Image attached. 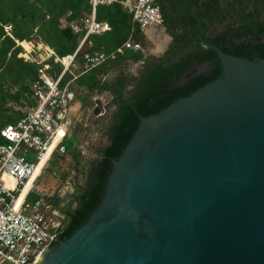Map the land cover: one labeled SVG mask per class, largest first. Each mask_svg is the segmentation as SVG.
Returning <instances> with one entry per match:
<instances>
[{"label": "water", "instance_id": "obj_1", "mask_svg": "<svg viewBox=\"0 0 264 264\" xmlns=\"http://www.w3.org/2000/svg\"><path fill=\"white\" fill-rule=\"evenodd\" d=\"M200 41L216 54L208 73L137 114L116 155L99 149L94 208L34 264H264V52Z\"/></svg>", "mask_w": 264, "mask_h": 264}, {"label": "trees", "instance_id": "obj_2", "mask_svg": "<svg viewBox=\"0 0 264 264\" xmlns=\"http://www.w3.org/2000/svg\"><path fill=\"white\" fill-rule=\"evenodd\" d=\"M126 1L94 6V19L105 21L109 29L87 34L74 56L78 71L74 76H67L65 71L61 79V84L71 80L70 98L73 87L76 99L84 105L105 92L111 99L102 121H93L106 143L93 146L91 159L83 160L84 146L79 141L85 138V128L79 122L75 121L70 135L61 140L64 152L59 158L62 161L65 154L69 155L74 182L68 203L59 208L63 215L56 230L59 239L76 229L96 204L107 174L96 160L99 149L108 156L116 155L137 114L154 113L164 91L173 92L180 83L208 73L216 54L203 46L200 39L227 54L241 52L253 41L264 52V0H155L161 25L171 37L162 56L154 57L140 49L115 53V45L128 37L141 47L146 43ZM90 14V0H0V128L15 122L35 102L31 83L36 77V65L18 55L21 47L15 42H40L55 55L63 56L75 50ZM7 24L8 32L4 31ZM93 52H103L106 57L90 66L83 57ZM134 63L140 65L135 74L127 70ZM203 64L205 68L197 71ZM52 65L51 73L56 72L55 65L60 63ZM66 175L65 171L62 179ZM47 199L51 201V197Z\"/></svg>", "mask_w": 264, "mask_h": 264}, {"label": "built area", "instance_id": "obj_3", "mask_svg": "<svg viewBox=\"0 0 264 264\" xmlns=\"http://www.w3.org/2000/svg\"><path fill=\"white\" fill-rule=\"evenodd\" d=\"M111 1L115 0H90L92 12L97 3ZM126 2L132 20L141 30L161 23V13L155 0ZM85 26L83 37L71 53L57 56L42 43L36 46L30 43L23 54L19 53L25 60L36 65V77L31 83L35 102L15 122L0 128V264H34L42 249L50 245L60 225L54 223L41 208L42 197L34 199L28 195L50 156L54 152H64L61 140L65 136L64 128L69 123L68 84L71 80L61 84L63 74L69 67L75 66L74 56L87 34L109 29L105 21H96L93 14L85 19ZM9 29V24L4 25V31L8 32ZM22 41L15 43L23 46ZM124 49L141 50V46L128 37L115 45L114 52L121 53ZM29 52H33V55H28ZM105 57L103 52H93L91 55L85 54L83 58L90 66H94ZM48 60L59 62L60 69L49 74L51 66ZM78 117L76 115L74 119L77 122ZM37 167L30 185L21 193Z\"/></svg>", "mask_w": 264, "mask_h": 264}, {"label": "rangeland", "instance_id": "obj_4", "mask_svg": "<svg viewBox=\"0 0 264 264\" xmlns=\"http://www.w3.org/2000/svg\"><path fill=\"white\" fill-rule=\"evenodd\" d=\"M98 8H99V4L97 5V10ZM142 31L146 43L144 47H141V50H143L146 54L154 57L162 56L163 52L166 50L170 42L168 38V34L164 32L160 27L159 28L153 27L151 29L149 28ZM21 43L23 46H20L21 51L19 53L23 54L25 52V49H28V45H30L31 42L22 41ZM31 44L36 46L37 44H41V43L37 42ZM32 53L33 52H29L28 55L31 56L33 55ZM48 63L50 66H53L51 60H48ZM55 66H56L55 71L57 72L60 68V65H55ZM139 66H140L139 63H134L131 66H129L127 70L135 74ZM204 68H205V64L198 66L196 70L201 71ZM78 69L79 68L76 65L74 67H69L68 70L66 71V75L74 76L78 71ZM48 73L51 74L50 70L48 71ZM70 91L72 92L73 97L69 98L68 100L69 112L67 114V118L69 120V123L64 128L65 135L66 136L70 135L72 128L75 126V120H74L75 116L79 115V117L77 118L79 120V124L81 126H84L85 128V138H83L82 140L80 139L81 141L79 142L84 146L82 149L83 160L84 159L88 160L94 156L93 146H95L96 144L104 145L106 143L105 136L100 134L99 130L96 129L97 126L93 123V121H96L97 119L102 121V117L104 116L105 112L97 117L92 116L90 114V108L92 106V103H90L88 106L82 104L76 99L75 93L73 92L74 91L73 87L70 89ZM99 97H101L105 103V100L109 97V94L106 95V93H103ZM105 106H107V102ZM22 109L23 108H21V110ZM59 156L60 154H58L57 152H54L50 156L45 166L39 172V175L37 176L35 182L33 183L32 192L30 193L29 196L34 197V195H36L42 197L43 199H45L46 197L47 199L49 196H51L54 193L55 190L59 192L58 194L59 197L65 195L66 192L67 193L72 192L69 181L72 180L74 182V178L72 177L74 171L73 169H69V165L71 163L70 157L69 155L65 154L64 159L61 161ZM65 171L67 175L64 179H62L61 175L64 174ZM58 215H59V211H55L53 217L50 218L58 220L59 219Z\"/></svg>", "mask_w": 264, "mask_h": 264}, {"label": "flooded vegetation", "instance_id": "obj_5", "mask_svg": "<svg viewBox=\"0 0 264 264\" xmlns=\"http://www.w3.org/2000/svg\"><path fill=\"white\" fill-rule=\"evenodd\" d=\"M110 99H111V95L109 94V98L107 99V103L109 102ZM105 107L106 106H104V108ZM104 112H105V110H104ZM69 182H70V185H71V189L73 190V181L71 180ZM57 192L58 191L55 190L54 193L51 196H49V199L51 197V201L49 200L46 203L43 201L41 207L43 208V206H45L46 208H49V210H54V211H59V208L60 207H64V205L67 204L68 201H69V199H70L71 192L70 193H67L66 192L65 195H63L62 197H59V195H58L59 192L58 193ZM45 211L47 213V210H45ZM59 215L61 216L59 218V220L61 222L62 221V218H63V215L60 213V211H59Z\"/></svg>", "mask_w": 264, "mask_h": 264}, {"label": "crops", "instance_id": "obj_6", "mask_svg": "<svg viewBox=\"0 0 264 264\" xmlns=\"http://www.w3.org/2000/svg\"><path fill=\"white\" fill-rule=\"evenodd\" d=\"M127 1H130V0H127ZM94 11V10H93ZM91 14H93V12H92V8H91ZM90 14V15H91ZM45 199H46V197H45ZM45 199H43V201L46 203L47 201H49L48 199L47 200H45ZM42 208V207H41ZM43 210L45 209V210H47V214L50 216V217H53V215L55 214V211L54 210H49V208H46L45 206H43V208H42ZM44 210V212L46 213V211ZM61 216L60 215H58V218H60ZM52 221L54 222V223H60V220L58 219V220H55V219H52Z\"/></svg>", "mask_w": 264, "mask_h": 264}, {"label": "bare ground", "instance_id": "obj_7", "mask_svg": "<svg viewBox=\"0 0 264 264\" xmlns=\"http://www.w3.org/2000/svg\"><path fill=\"white\" fill-rule=\"evenodd\" d=\"M37 170H38V167L35 169L33 175L30 177L29 181L24 185V187H23L21 193H24V191H25V190L27 189V187L30 185V183H31V181H32V179H33V177H34V175L37 173ZM10 182H12V181L9 180V183H10ZM10 184H11V183H10Z\"/></svg>", "mask_w": 264, "mask_h": 264}]
</instances>
